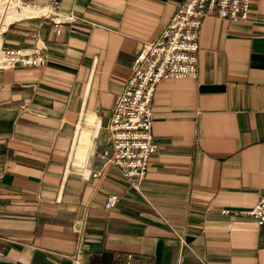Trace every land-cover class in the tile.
Masks as SVG:
<instances>
[{
    "label": "crops",
    "instance_id": "obj_1",
    "mask_svg": "<svg viewBox=\"0 0 264 264\" xmlns=\"http://www.w3.org/2000/svg\"><path fill=\"white\" fill-rule=\"evenodd\" d=\"M182 1L20 0L1 55L44 62L0 66V264H70L81 221L83 264H264V225L239 213L264 195V0L205 18L196 76L157 84L140 189L94 175L136 52Z\"/></svg>",
    "mask_w": 264,
    "mask_h": 264
},
{
    "label": "built area",
    "instance_id": "obj_2",
    "mask_svg": "<svg viewBox=\"0 0 264 264\" xmlns=\"http://www.w3.org/2000/svg\"><path fill=\"white\" fill-rule=\"evenodd\" d=\"M53 4L57 5L55 0ZM249 10L250 0H184L177 6L175 15L159 36L151 43H143L133 58L130 76L112 104L106 124V139L97 154L100 168L95 176H101L109 167L115 166L130 188L140 189L150 156L157 149L151 132V105L157 84L164 79L196 76L198 40L205 18L215 16L243 22L248 19ZM3 57L6 67L44 62L38 49L30 52L10 49L3 53ZM117 200L116 194H109L104 208H113ZM228 212L223 211L224 214ZM239 213L264 225V195L252 208ZM83 227L82 221L74 226L76 246L68 255L70 264H83V252L87 246ZM130 258L128 256V260Z\"/></svg>",
    "mask_w": 264,
    "mask_h": 264
},
{
    "label": "bare ground",
    "instance_id": "obj_3",
    "mask_svg": "<svg viewBox=\"0 0 264 264\" xmlns=\"http://www.w3.org/2000/svg\"><path fill=\"white\" fill-rule=\"evenodd\" d=\"M13 2H16L20 5V2H17L16 0H0V32L5 29L6 25L11 20H13L18 8H21L20 6L15 7Z\"/></svg>",
    "mask_w": 264,
    "mask_h": 264
},
{
    "label": "rangeland",
    "instance_id": "obj_4",
    "mask_svg": "<svg viewBox=\"0 0 264 264\" xmlns=\"http://www.w3.org/2000/svg\"><path fill=\"white\" fill-rule=\"evenodd\" d=\"M13 3H14V6H15V7H16V6H20V5L17 4L16 2H13ZM20 7H21V6H20ZM2 61H3V56L1 55V52H0V62H1L0 66L3 65Z\"/></svg>",
    "mask_w": 264,
    "mask_h": 264
}]
</instances>
